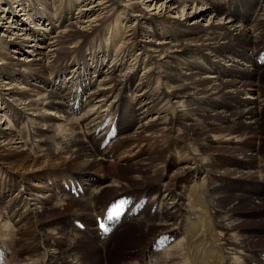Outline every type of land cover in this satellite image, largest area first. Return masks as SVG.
I'll list each match as a JSON object with an SVG mask.
<instances>
[{"label":"bare ground","instance_id":"1","mask_svg":"<svg viewBox=\"0 0 264 264\" xmlns=\"http://www.w3.org/2000/svg\"><path fill=\"white\" fill-rule=\"evenodd\" d=\"M77 1H66L68 12L59 11L60 17H54L40 12L42 7L34 0H0V250L5 255V264H79L86 260L80 253L74 255L76 246L80 249L76 238L67 242L68 238L57 239L46 232L47 227L55 230L58 224L71 226L72 219L84 221L89 227L88 234L97 236L93 247L96 264H115L118 260H110L111 249L106 246L113 244L120 228L102 237L97 226L94 227V219L116 198L110 202L106 199L129 192L136 199H151L143 209L144 216L122 225L140 221L146 223L144 233L149 229L142 242H138L142 255L137 250H128L134 254L132 257L142 259L136 264H248L255 255L249 253L251 249L244 248L248 253L237 251V244L242 242L237 241L239 228L237 220L229 219L230 211H237L242 205L245 207L241 209L264 211V166H260V174L257 172L262 184L256 185V191L252 192L262 195V200L256 202L247 197L243 203L233 200V204L224 205V199L221 209H217L216 201L223 199L215 197L218 191L211 184L210 176L217 180L216 176L196 175L204 168L225 171L227 166L223 163L235 160L233 155L238 146L233 147V155L229 153L230 157L223 159L218 154L214 156L216 148L208 154L210 148L199 145L197 137L202 136L203 128L199 119L232 122L231 128L247 134L264 132L262 111L258 116L254 109L241 113L237 110L238 106L264 101V95L257 89L258 83H264V66L254 59L257 52L252 53L256 68L247 69L250 82L246 85L229 80L234 76L243 80L246 77L234 69L211 65L209 60L223 56L232 60L231 52L247 53L249 46L262 41L264 20L254 28L257 20L254 11L260 3V13L262 0H79L80 4ZM52 5L46 4L48 9ZM73 8L78 9L74 14ZM56 28L60 32L54 33ZM75 39L81 43L74 47L65 45ZM17 55L21 58H16ZM72 55L87 63L84 76L77 80L74 77L81 70L60 66ZM241 58L251 63L247 56ZM210 65L213 73L227 80L215 78ZM56 70L68 73L58 75L56 81H41L52 78ZM255 70L261 75H256ZM21 89L26 92L23 98L18 97ZM65 101L70 105H64ZM77 103L79 106L75 108ZM76 112L82 114L75 117ZM110 115L119 121V133L103 147L105 136L97 128ZM85 127L90 133V137L84 136L87 142L80 136ZM220 128L212 127L216 140L211 144L223 138L225 130ZM161 136L167 138L164 146L150 143ZM94 138H98V143L93 142ZM209 139L208 136L204 142ZM140 141L150 143L147 153L151 154L154 146L157 153L144 172L140 169L143 176L121 175L110 180L108 175H102L99 176L102 181L92 177L88 183L87 178L78 175L91 174L92 168L106 164L108 154ZM239 152L245 154L246 150ZM66 153L74 161L64 158ZM246 166L256 168L242 165ZM237 168L241 166L237 164ZM69 169V175L65 176ZM148 170L152 176L145 174ZM47 174L52 175L47 178ZM225 176L217 184L229 192H236L234 187L238 183L248 185L255 181ZM67 179V183L83 184L84 190L78 197L65 189L62 181ZM109 181L119 186H100ZM43 183H48L51 196L44 192ZM91 187L94 189L87 193ZM48 201L55 213L50 214L43 207ZM218 212H225L222 216L228 224L221 217L215 219ZM79 213L85 216L76 215ZM4 218L11 220L13 227L2 224ZM71 228L78 235L79 229ZM163 234L185 241L171 248L170 253L168 249L178 241L156 252L159 261L151 253L156 239ZM98 242L104 244L99 246ZM136 243L132 241V246ZM241 254L246 263H240Z\"/></svg>","mask_w":264,"mask_h":264},{"label":"rangeland","instance_id":"2","mask_svg":"<svg viewBox=\"0 0 264 264\" xmlns=\"http://www.w3.org/2000/svg\"><path fill=\"white\" fill-rule=\"evenodd\" d=\"M34 1H36V3L38 2L40 4V7H42V9L40 8V10H39L40 12H42V13L46 12L48 14H52L54 17H60V12H62V11L68 12L66 10L67 8L65 7L67 4L66 1H68V0H52V1L51 0H34ZM82 1L78 0L77 3L79 2L78 4H80ZM47 2H50V6L53 4L51 9L47 8V6H46ZM24 4L26 5L28 3L25 1ZM259 4L254 11L255 15L257 16V20L254 24L255 29L258 28L257 25H259L264 20V16H263L264 15V0H262L261 5H260V6H262V10L260 9L261 11L259 13L260 15L258 14ZM62 6H63V8H62ZM26 7L29 9L33 8L30 6H26ZM76 9L77 8L72 9L73 14L76 13V11H78V9L77 10ZM23 12L24 11H21L20 13L24 14L25 12L24 13ZM25 14H28V12ZM261 14H263V15H261ZM261 17H262V19H261ZM183 20L184 19H182V21ZM236 22L238 24H244V25L248 24V23H241L240 21H236ZM62 28H64V27L62 26L61 29ZM61 29H59V30H61ZM59 30L56 28L54 33H56ZM263 34H264V30H263ZM77 43L80 44L81 42L78 41V39H75L73 42L65 43V45H69L71 47H74V45H78ZM263 47H264V37H263L262 41L260 40L259 43H257L256 45L251 46V47L249 46L250 51L247 53H243L240 51L231 52L230 54H231L232 60L236 61L235 63L232 60L226 59V57H224V56L222 58H218V59H214L213 57H210L209 60L211 62V65L213 63H215V64L219 65L221 68H227V69H232V70L234 69L240 75L246 77V80H243L237 76H234L233 77L234 79H229V80L240 81L246 85V83L250 82V78L248 76H246V74H248L247 69L251 68V67L254 69L256 68L255 60L257 58L258 52ZM5 51L7 52V50H5ZM253 52H257L256 55L254 56L255 60L253 59V54H252ZM20 55H22V54H20ZM20 55H17L16 58H21V57H19ZM242 56H245V57L247 56L248 59L251 60V63L248 62V60L242 59L241 58ZM211 65L209 66L210 73L217 79H223V78H220L221 76H219L216 73H213L211 71V67H212ZM250 65H252V66H250ZM60 66L64 67V68L74 67V70H81L82 72L79 73V75L78 74L75 75V77H74V79L77 80L79 78V76L80 77L84 76V71L87 68V63L83 59H81L79 56L72 55V56H70V59L67 61L66 64L63 63ZM49 67H50V69L52 68L51 66H49ZM263 69H264V67H263ZM57 70H58V68H57ZM57 70L52 74V78L50 77L48 79L45 77V79H48V80L44 79L41 81H43V82L56 81V78L58 75H66L68 73V72H65L64 70H62L61 72L58 73ZM255 72H256L255 73L256 75H261L257 72V70H255ZM223 80H227V79H223ZM258 84H257V86H258L257 89H258L259 93L261 95H264V83L261 85H260V83H258ZM23 85L25 87H29L27 85V83H24ZM30 86H31V84H30ZM5 87H6V85H5ZM247 88L248 87H246L245 90H247ZM18 90H20V89H18ZM22 90L23 89H21V92H19V96H18L19 98L25 97L24 94H26V92H24V90L23 91ZM3 92L7 93L6 91H3ZM64 105L69 106L70 102L65 101ZM116 109H117V107H114V111H116ZM229 109H233V108L229 107ZM249 109H251V110L254 109L253 111H255V114L257 113L258 116H261L262 112L264 113V101H262L261 103L260 102L257 103V105H248V106H241V107L238 106L237 107V110L240 113L245 112V111L247 112V110L249 111ZM233 112H234V110L231 113H233ZM80 113L82 114V112H79L78 114H75L77 116H75V115H72V116L78 117V115L80 116ZM254 115H249V117H252ZM199 121H201L203 128H201L202 129V133H201L202 136L200 138L199 137H197V138H198V141L200 140L199 145H203V147H204V145L206 144V146H208L210 148V150L207 152L208 154L214 153L213 149L216 148L218 150H216L217 153H215L214 156L218 157L217 156V154H218L223 159H227L230 157V156H228V154L230 153L229 155H231L232 152L234 151L233 147L238 146L236 149L237 151L234 153V155L236 157H238L239 159L235 158V156L232 154L235 160L230 159V161L223 163L225 166H227V169H225V171H214V170H209V169L204 168L200 175H196V176H202L205 174L214 173V175L216 176L217 180H214L212 178V176H210L211 180H212L211 184L214 185L218 191L217 195H215V197L219 196L221 199H223V200L216 201V204H215L216 208L221 209L222 201H224V199H225V201H224L225 203H223L224 205L233 204L234 202L235 203H239V202L243 203V201L247 197H252L256 202H258L259 200H262L261 199L262 195H258L257 193H252V192L256 191V185L260 186L262 184L261 181L260 182L258 181V178H259V174H260L259 170H261L260 166L261 165L264 166V132H255V133L247 134V133H245V131H243L241 129L237 130L235 127L231 128L232 122H226L225 124H222L221 122H219V123L218 122H211L208 120H206V122H205V120L202 121V119H199ZM214 126L222 127L220 129H224L225 132L223 133V138L219 142L211 144L215 139V135H214L215 131L212 130V127H214ZM13 129L15 130V127H13ZM220 129H215V130H220ZM85 130H86V127L83 130H81L82 132L80 131L81 132L80 136L86 140V138L90 137L89 136L90 133L88 134V131L87 130L85 131ZM133 130H135V129L133 128L132 131ZM200 131L201 130L199 129L197 132H200ZM234 131H235V134H234ZM94 132H96V131H94ZM91 133H93V132L91 131ZM225 133H227V134H225ZM146 135L147 134H145V136ZM208 136L210 137V139L208 141H206V143H205L204 140ZM91 139L89 138V142ZM97 139L98 138H94L93 142L98 143ZM166 141H167V138H165L164 136H161V137L157 138V140H152L150 143L151 144H157V146H164ZM86 142H87V140H86ZM255 142L258 143L259 147L254 145ZM150 143H148L147 141H140V142L128 145L126 147L121 146L122 148L120 147V150L118 149V151L113 152V153L106 156V158L104 159V161L106 162L105 165L92 168L89 172L91 174H89V175H81V174H78V175H80L81 178L82 177L87 178L86 182H88V183H90V180L92 181L93 178L100 179L102 181V177H99L102 175H108L110 180L114 179L115 176H121V175L124 178L143 176L142 171L146 170L144 168H147L149 163L153 160V158L157 157V153H154L156 146H154L152 148L151 154L146 152V149L149 148ZM90 146L92 149H95L93 147V144H90ZM242 150L243 151L246 150V153L240 154L239 151H242ZM167 157H168V155L165 154L163 156V159L166 160ZM64 158L68 159L69 161H74V158H72L71 154H69V153H66L64 155ZM173 158H174L173 155L170 156L171 165H172L171 161L173 160ZM257 158L260 160L258 161ZM245 163H246V165L251 164V165L255 166L256 168L253 167V168L249 169L248 166L242 167V165H244ZM237 164H239L241 166V168H237ZM207 170H209V171H207ZM138 172H141V173H138ZM249 172H250V175L248 174ZM69 173H70V169L68 171L64 172L65 176L69 175ZM145 174H147V176L153 175L149 170L145 171ZM51 175L52 174H47V178L51 177ZM193 175H194V173H193ZM225 175H230V177L242 176V177L254 179L255 181L250 182L248 185L239 183L234 187V189H236L235 191L237 193L234 191L229 192V190H227L226 188L222 189V187H220V185L217 184L219 179L226 177ZM196 176L194 175L193 177H196ZM96 181L98 182L99 180H96ZM182 182H183V180H182ZM43 184H44V192L48 191L47 194L50 195L49 192H51V189L48 187V183H43ZM108 184H113L116 187L119 186L118 183H113L110 181L108 183H103L100 186L106 187ZM91 188L88 189L87 193H89L90 190L94 189V188H92V189ZM102 191L103 190L101 189L100 192L102 193ZM108 191L109 190H107L105 193H107ZM95 193H97V192L95 191ZM122 193L123 192H120L119 194H122ZM242 193H245V194H242ZM247 193H252L253 195L250 196V195H247ZM103 195H104V197L107 196L106 194H103ZM54 196H56V195L54 194ZM118 196L114 197L113 199H106L107 201L106 200H104V201L110 202V201L114 200L115 198H117ZM149 200H151V199H149ZM233 200H234V202H233ZM52 201H51V204H52ZM68 202H69V200H66L65 204H67ZM217 202L220 206L217 204ZM48 203L49 204H46L45 206L43 205V207L48 208V211L50 212V214L52 212L55 213V210H53V209H51V207H49L50 206L49 201H48ZM52 206L54 207V205H52ZM239 206H241V205L239 204ZM243 207H245V206L242 205L241 208H243ZM241 208L239 207V210H237V211H230L231 212V218H229L231 221L237 220V228H239V230H237V232H236V235H238L237 241L242 242V243H239L237 245L240 248L243 247V249H239V247H237L238 248L237 251L243 250L246 253H248L247 252L248 250H244V248H246V249H252V254L254 252H258V251L263 252L264 251V215H263L264 211L261 210L262 212L259 213V212L254 211V210L249 211L250 209H241ZM155 209H156V207H153V210H155ZM66 212H68V211H66ZM222 213H225V212H222ZM222 213L218 212L216 216L214 215L215 219L216 220L221 219V218L223 219ZM76 215H79L81 217L85 216L84 213H79ZM142 215L144 216V214H141V216ZM66 216H74V215H67L66 214ZM135 218H137V217H134V219ZM56 219H58V218H56ZM56 219H54V221ZM134 219H132V220H134ZM68 220L69 219H66L65 221L68 222ZM55 222L57 223V221H55ZM224 222H225V224H228V222H226L225 220H224ZM2 224H6L10 227H13V225H14L13 222L11 220H8L7 218H4L2 220ZM72 225H74V221H72ZM145 225H146L145 222L140 223V221H139V222H134L132 224H129L127 226H123L119 229V231L115 234L116 235L115 239L111 242L113 244L111 245L108 243V245L106 246L109 249H111L110 250V256H109L111 261L114 259L118 260L117 262H115V264H131L133 262H135V264H136L138 262H141V260H142L141 258H139L138 256L132 257L134 254L133 253L131 254V252L128 250H137L138 252L140 251L139 247H140V243L142 242V236H147V234L149 233V229H147L148 230L147 234L144 233V231L146 229ZM46 232L49 234H52V236L56 237L57 239L68 238L67 242H70L73 238H76L75 241H78V246L80 247V249L78 251V247L76 246L77 251L74 253V255H79V253H80V256L83 259H86V260H83V262H80L79 264H96L97 257L94 256L96 254V251L94 250L93 247L96 246L95 242L97 243V241H98L97 236H92L90 234L87 235V231H82V230H81L80 234L77 235L76 233H74L72 231L71 226L63 227L61 224H58L57 227L55 228V230L49 229L47 227ZM177 238H178V236H177ZM134 240L137 241V243H136L137 245L132 246V241H134ZM175 241H178V242L173 244L168 249L167 253L168 252L170 253L171 248L178 247V245L183 244V241H185V240L183 238L182 239L180 238V240H179V238H178ZM175 241H173L172 243H174ZM138 242H140V243H138ZM98 243H99V246L104 244V243H100V242H98ZM49 247H50V249H53V247L51 245ZM81 248L85 250L84 253H83V250H81ZM141 250L144 251L145 248L141 249ZM156 252L157 251H155V250L152 251V253H151L152 258L155 260H159L158 258H156L158 256ZM55 253H56V256H58V253L57 252H55ZM103 253H104V247H103ZM138 255H142V253L139 252ZM241 256H242V254H241ZM217 259L218 258L214 257L215 261H218ZM254 263H256V261H254L252 264H254ZM103 264H104V262H103Z\"/></svg>","mask_w":264,"mask_h":264},{"label":"snow or ice","instance_id":"3","mask_svg":"<svg viewBox=\"0 0 264 264\" xmlns=\"http://www.w3.org/2000/svg\"><path fill=\"white\" fill-rule=\"evenodd\" d=\"M105 231H107V229H105Z\"/></svg>","mask_w":264,"mask_h":264}]
</instances>
